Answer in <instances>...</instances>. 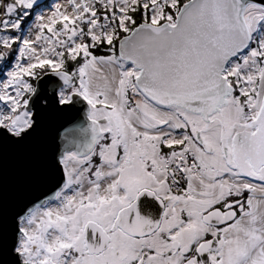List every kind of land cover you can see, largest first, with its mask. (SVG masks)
I'll list each match as a JSON object with an SVG mask.
<instances>
[{"label":"snow or ice","instance_id":"1","mask_svg":"<svg viewBox=\"0 0 264 264\" xmlns=\"http://www.w3.org/2000/svg\"><path fill=\"white\" fill-rule=\"evenodd\" d=\"M0 264H264V0H0Z\"/></svg>","mask_w":264,"mask_h":264}]
</instances>
